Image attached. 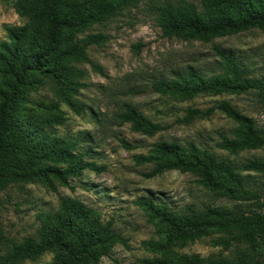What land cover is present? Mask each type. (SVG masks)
<instances>
[{
	"label": "trees",
	"instance_id": "16d2710c",
	"mask_svg": "<svg viewBox=\"0 0 264 264\" xmlns=\"http://www.w3.org/2000/svg\"><path fill=\"white\" fill-rule=\"evenodd\" d=\"M139 0H17L18 12L26 18L22 26H7V40L0 44V191L14 183L43 181L72 187L71 179L81 177L87 168L100 166L86 159L87 151L80 150L78 140L51 136L46 125L61 123L58 115L35 119L26 115L23 103L31 92L48 85L57 100L38 101V106L55 110L64 102L76 113L82 107L76 99L85 85V70L78 66L89 62L93 69L107 76L105 69L88 54L90 46L102 44L108 36L102 32L81 36L90 27L103 24L135 6ZM167 0L157 7V24L164 36L184 40L211 41L215 37L232 35L258 27L264 31V0ZM225 69L207 79L197 70L172 78H161L152 83L155 90L189 99L198 93L218 94L243 92L258 87L257 81L247 77L233 54L217 49ZM218 108L236 124L231 136L222 135L221 147L237 153L244 149H258L264 145V134L252 118L241 113L228 101H220ZM209 111L189 107L182 122L191 123L205 118ZM122 124L131 130L154 135L159 123L130 103L117 114ZM121 142L132 148L124 138ZM136 160L152 163L147 177L169 170L190 172L196 181L216 195L240 201L232 208L204 206L187 207V212L174 211L152 196L140 198L138 205L150 220L161 219L172 232L194 229L201 234V225L216 222L225 228V244L236 245L231 255L200 256L173 251L155 257H144L142 264H264L259 257L257 242L264 236V200L258 190L248 187L243 170L264 171V161L248 159L240 167L231 160L200 148L191 142L157 141L147 155ZM245 199L252 204L243 205ZM250 205H254L251 207ZM185 235L193 236L185 231ZM0 228V264H18L53 252L49 264H99L114 246L127 241L115 230L112 221L104 222L100 212L80 199L62 197L56 211L46 212L36 235L20 242L6 243Z\"/></svg>",
	"mask_w": 264,
	"mask_h": 264
},
{
	"label": "rangeland",
	"instance_id": "374dc122",
	"mask_svg": "<svg viewBox=\"0 0 264 264\" xmlns=\"http://www.w3.org/2000/svg\"><path fill=\"white\" fill-rule=\"evenodd\" d=\"M16 1L0 0V44L7 40V26H22L26 22L16 8ZM165 1L139 0L135 6L81 34L102 32L108 36L106 42L88 50L89 57L105 69L107 76L96 72L89 62L78 63L86 72L85 85L75 96L81 113L64 102L55 110L39 107L38 101L57 100L48 85L31 92L23 103L28 108L26 115L38 124L40 117L60 116L61 123L46 125L44 130L51 136L78 140L80 150L87 151L86 159L95 161L100 168L84 170L81 177L71 179L72 187L57 180L53 184L36 180L14 183L0 191V228L8 239L6 243L36 235L42 215L56 211L62 197H73L97 209L104 222L112 221L115 230L127 241L117 243L99 264H142L144 257L173 251L200 256L232 255L236 251V245L224 243L222 237L229 234L216 222L202 224L201 234L191 228L172 232L161 219L150 220L137 200L152 196L180 212H187V207L202 210L208 205L232 208L240 201L216 195L201 186L190 172L169 170L147 177L145 173L152 163L138 162L135 157L149 154L154 142L166 141L182 145L193 142L231 160L240 169L248 159L264 161V145L237 153L221 147L222 135L231 136L236 124L218 108L220 101H228L252 118L264 134V31L255 27L207 42L168 38L156 19L157 7ZM190 1L200 4L199 0ZM217 49L232 53L245 75L259 86L243 92L198 93L189 99L153 88L154 81L175 77L189 69L199 71L207 79L224 72ZM125 103L159 123L161 129L148 135L122 124L117 114ZM189 107L209 111V115L191 123L182 122ZM122 138L132 148H126ZM242 174L248 187L258 190L264 200V171L242 169ZM242 201L243 205L253 203L251 199ZM185 231L193 236L185 235ZM257 250L264 261V236L259 238ZM53 258L54 253L49 251L18 264H49Z\"/></svg>",
	"mask_w": 264,
	"mask_h": 264
}]
</instances>
